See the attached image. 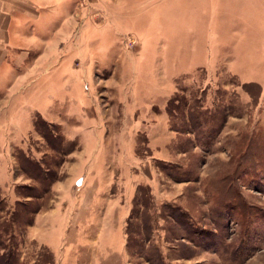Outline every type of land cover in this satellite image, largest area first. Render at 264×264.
<instances>
[{"label":"rangeland","instance_id":"rangeland-1","mask_svg":"<svg viewBox=\"0 0 264 264\" xmlns=\"http://www.w3.org/2000/svg\"><path fill=\"white\" fill-rule=\"evenodd\" d=\"M67 4L0 69L19 264H264V0Z\"/></svg>","mask_w":264,"mask_h":264},{"label":"crops","instance_id":"crops-1","mask_svg":"<svg viewBox=\"0 0 264 264\" xmlns=\"http://www.w3.org/2000/svg\"><path fill=\"white\" fill-rule=\"evenodd\" d=\"M68 1L70 0H0V69L8 54L6 51L11 49L13 41H19L12 35H22L25 36L23 40L26 43L33 42L43 22L47 24L45 28L49 27L53 19L59 17L60 5L68 8ZM53 231L56 228L53 227ZM52 248L56 249L53 245Z\"/></svg>","mask_w":264,"mask_h":264},{"label":"trees","instance_id":"trees-1","mask_svg":"<svg viewBox=\"0 0 264 264\" xmlns=\"http://www.w3.org/2000/svg\"><path fill=\"white\" fill-rule=\"evenodd\" d=\"M19 160H20V163H22V165H23V166H21L22 169H24V171L27 172V174H29L32 179L37 180V181L44 179V177L42 176V173H41V164H39L38 161L37 162L33 161V164H32L31 159L26 158L24 155H20ZM54 178L55 177H53L52 180H54ZM31 196L32 197H38V198L41 197V196H36V195H32V194H31ZM37 208H35V209L37 210ZM28 212H30V211H28ZM34 212L35 211H33V212L31 211L29 213V215L27 216V219L25 221L26 224H32V222H33L32 214H34ZM15 216L16 215H14L13 219H10L9 222L5 221V222L0 223V227L4 231V233L10 236L9 237L10 241L8 243H6L8 245H5L6 251L4 253H0V264H19V261L16 257V253H14L15 249L13 247V242H14V238H15V229L14 228H15V224H18V223L22 224L23 221L21 220V217H18V216L15 217ZM127 234H128L127 246L129 248V250H130V242H132V240H133L134 245L141 252L142 246L140 244H138V242H136L133 239V237L131 236L132 229L129 227V225L127 228ZM2 237H3V235H0V246L3 245L2 239H1ZM132 251L130 250V252H132Z\"/></svg>","mask_w":264,"mask_h":264}]
</instances>
